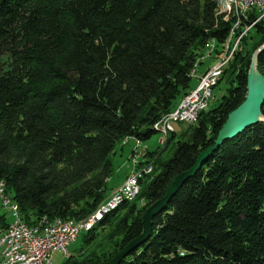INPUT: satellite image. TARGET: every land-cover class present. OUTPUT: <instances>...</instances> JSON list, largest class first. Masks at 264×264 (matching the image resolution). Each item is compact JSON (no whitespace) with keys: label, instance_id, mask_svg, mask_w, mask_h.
I'll return each instance as SVG.
<instances>
[{"label":"trees","instance_id":"obj_1","mask_svg":"<svg viewBox=\"0 0 264 264\" xmlns=\"http://www.w3.org/2000/svg\"><path fill=\"white\" fill-rule=\"evenodd\" d=\"M237 18L219 0H0V181L23 222L83 220L94 211L108 195L115 143L158 132L157 121L195 86L206 42L212 60L226 52L241 29L231 34ZM262 41L260 18L230 47L215 105L174 123L164 140L176 138L174 148L143 190L90 228L119 215L112 230L63 264L107 260L140 232L144 207L213 143L243 100L250 51ZM255 65L264 75V48ZM259 110L264 118V98ZM9 224L0 212V231ZM117 264H264V119L203 157L151 217L148 237Z\"/></svg>","mask_w":264,"mask_h":264},{"label":"built area","instance_id":"obj_2","mask_svg":"<svg viewBox=\"0 0 264 264\" xmlns=\"http://www.w3.org/2000/svg\"><path fill=\"white\" fill-rule=\"evenodd\" d=\"M243 5V15H248L249 11H254L256 15L248 19L247 23H239L234 20L232 25L235 28L241 26L238 38L247 30V24L257 16H264V0H240ZM238 40V39H237ZM236 44V40L232 45ZM213 43L210 46L212 47ZM209 49L207 50L208 53ZM230 55V48L223 53V57L217 60L216 67H206L202 72L196 74L195 68L192 75L197 78V82L188 93L184 94L178 104L168 113H165L158 121L160 137L158 141L165 139L168 131V123L194 122L199 110L206 108L207 101L212 93V85L217 75L220 73L224 57ZM137 144L139 143L136 141ZM146 169L151 165L147 164ZM143 167L127 173L119 185L110 191L109 195L100 204V209L111 199L117 196H127V201L137 189L138 179L145 173ZM9 204L13 212V219L10 221V229L0 237V264H50V256L54 251L67 252L68 244L76 237L79 231L83 230L88 218L83 220H58V217L47 218L45 215L37 218L33 223L26 224L15 212L13 200L3 190V182H0V205ZM95 214L92 216L94 217ZM48 221V229L44 232H35L36 223Z\"/></svg>","mask_w":264,"mask_h":264},{"label":"rangeland","instance_id":"obj_3","mask_svg":"<svg viewBox=\"0 0 264 264\" xmlns=\"http://www.w3.org/2000/svg\"><path fill=\"white\" fill-rule=\"evenodd\" d=\"M219 2H220L221 9L228 8L229 2L227 0H219ZM235 38H233L231 43L229 44V46H227L228 48L231 47V45L235 41ZM237 41L238 40H236L235 45H232V48H234L237 45ZM206 43L207 44L204 45L201 53L195 59V72H196V74L200 73V71H201L200 65L201 64H203L204 67L208 64L211 65L212 63L213 64L211 66L217 65V60H220L223 57L224 51L219 55L218 58L215 59L216 61L212 60L209 57L210 51L212 49V47L210 49V46L212 44V40L207 41ZM208 49H209V51L207 53ZM253 49L250 51V54L253 51ZM227 58H228V56L224 57V59H225L224 63L226 62ZM199 61H201V64L199 63ZM220 73H221V71H220ZM219 74L217 75L215 82L213 83L214 87L212 88L211 96L209 97V99L207 101L206 108L214 106L217 99L220 97V94L222 92V89H223V86H224L226 79L223 78L220 81H218L217 78H218ZM260 74L263 77L262 80L264 81V75L262 73H260ZM195 79H193V82L197 81V78H195ZM216 82H217V84H216ZM254 83H255V81H254ZM254 85H256V84H254ZM172 127H173L172 130H173L175 128L174 123L172 124ZM177 127H179V125ZM158 137H160V134L158 132H153L152 134H150V136L148 138L140 141L138 144L134 139H128L127 141H125V143H123V142H116L115 143V146H114L115 152L111 156V160H112V164H113L112 165L113 171L107 177V180H106V192L108 195L110 193L109 191L111 188H114V186H117V184L121 183V181H122V179L126 173L134 170L135 168L140 169L143 167L144 169H146L145 168L146 165L150 164L151 165L150 170H146V172L143 173V175L144 174H147V175L144 176L142 178L141 182L139 183V187L142 188V190H143L146 183L149 181L150 177L152 175H154L156 170L158 169V167H160V162H162L164 159H166L171 154V152L174 148V141L176 140V138L171 139L164 146V140L165 139L163 141L159 142ZM146 149L147 150L150 149V151H152V149H153L154 153L148 154ZM146 159H149L150 161L145 162ZM104 200L105 199H103L101 202H103ZM135 200H136L137 204L140 203V201H141V203L143 202V198H137ZM101 202L95 207L94 211L89 213L87 216H89L92 213H96L97 212L96 209L99 207ZM149 204L144 207L143 212L146 210V208L149 206ZM0 212L4 213L5 220H7L8 222H10L14 217L13 212L11 210H8L4 207H1V205H0ZM107 212H109V209L103 210L101 212V215L97 218H94L92 220V222L90 223V225L86 229H90L92 226H96V224H94V222L97 221L98 219H100L102 217V215H104ZM122 213H123V210H121L120 214H122ZM87 216H85V217H87ZM85 217H83V218H85ZM119 217L120 216L117 215L116 218H114L110 222V224L108 226H106L105 228L90 229L84 236H83L84 230L79 231L78 234L76 235V237L68 244L66 254H64L60 251H54L51 254L50 264H63L62 262L65 260V257L69 254H73L72 255L73 257H70V260L74 259V257H80V255L85 250H89L91 248V246L93 245L94 242L99 241L101 239V237H103L104 235H107L110 232V230H112V226L114 225L115 222L117 223ZM88 234L93 238L92 240L90 238L87 239ZM83 238H85V239H83Z\"/></svg>","mask_w":264,"mask_h":264},{"label":"water","instance_id":"obj_4","mask_svg":"<svg viewBox=\"0 0 264 264\" xmlns=\"http://www.w3.org/2000/svg\"><path fill=\"white\" fill-rule=\"evenodd\" d=\"M263 48L264 41L260 42L251 52L246 71L244 98L235 108L227 113L223 123L217 130L213 143L205 147L196 155L195 160L190 167L175 174L167 184L163 194L159 198L150 202L149 206L141 215L140 232L135 237L127 241L119 250L113 253L110 258L96 264H117L118 261L129 250L145 240L150 234L151 217L163 207L168 197L174 192V190L180 185V183L196 170L202 158L205 157L212 149H214L222 139L235 135L245 126L251 124L254 121L264 119L259 110L260 103L264 98V88L261 87L262 89L259 90L258 88L255 90L254 85L255 75L258 74L261 76L256 68L255 59L257 53Z\"/></svg>","mask_w":264,"mask_h":264},{"label":"bare ground","instance_id":"obj_5","mask_svg":"<svg viewBox=\"0 0 264 264\" xmlns=\"http://www.w3.org/2000/svg\"><path fill=\"white\" fill-rule=\"evenodd\" d=\"M228 2H229V5L230 6H232L233 7V9H234V11H235V13L238 15V20H239V23L242 21L241 19H247L248 17L246 16V15H243V5H242V3L240 2V0H227ZM264 19V16H257L256 18H254L253 19V21H250L249 23H250V25H249V23H248V25L249 26H247V29L256 21V20H258V19ZM241 20V21H240ZM246 22V21H245ZM247 23V22H246ZM235 26L233 25V28H232V30H230L231 31V34H233L234 32H235ZM235 35V34H234ZM238 37V36H237ZM237 37H236V39H237ZM232 46V45H231ZM230 54H231V48H230ZM227 56H230V55H226V57ZM225 60V59H224ZM223 64H224V62H223ZM211 67H216V65H213V66H211ZM263 79V77L262 76H260V75H258V74H256L255 75V78H254V80H255V83L254 84H256L255 85V90L256 89H258L259 88V90L260 89H262V88H264V81L262 80ZM262 87V88H261ZM172 124L173 123H168V131H171V129L173 128L172 127ZM155 129L158 131V133L160 134V130H158V126L157 125H155ZM146 170H150V169H146ZM146 170H145V172H146ZM146 175V174H145ZM140 179V178H139ZM139 179H138V184H137V189H136V191H135V193H133L132 194V196H131V198H130V200H132L134 197H135V195L136 194H139L138 193V190H139ZM1 182V181H0ZM123 201H127V196H117V197H114L113 199H111V200H109L101 209L100 208H98V210H97V212L96 213H94L95 214V216L94 217H90V218H88L87 220H86V222H85V224H83V230H85L89 225H90V223L92 222V220L94 219V218H97V217H99L100 215H101V212L103 211V210H105V209H110L111 210V208L113 209L114 207H116L119 203H121V202H123ZM13 204H14V202H13ZM1 207H4V208H6V209H8V210H11V208H10V205L9 204H2L1 205ZM14 207H15V212L17 213V215H19V217H20V213L18 212V210H17V207L14 205ZM118 207V206H117ZM116 209V208H115ZM58 220H69V219H61V218H58ZM82 220V219H81ZM10 229V224L8 225V227L7 228H5V229H3V230H1L0 231V237H2V236H4V232H7L8 230ZM44 229H48V221H41L40 223H36V225H35V232H44Z\"/></svg>","mask_w":264,"mask_h":264},{"label":"crops","instance_id":"obj_6","mask_svg":"<svg viewBox=\"0 0 264 264\" xmlns=\"http://www.w3.org/2000/svg\"><path fill=\"white\" fill-rule=\"evenodd\" d=\"M215 61H216V60H215ZM215 61H214V62H215ZM212 64H213V63H212ZM212 64H211V65H212ZM211 65L208 64V65H206V66L204 67L203 64H201V65H200V69H201L200 72H202L207 66L210 67ZM125 141H127V140H125ZM124 143H125V142H124ZM149 150H150V149H149ZM126 174H127V173H126ZM124 176H125V175H124ZM117 185H119V184H117ZM115 187H116V186H114V188H115ZM114 188H111L110 191H111L112 189H114ZM110 191H109V192H110ZM109 192H108V193H109Z\"/></svg>","mask_w":264,"mask_h":264}]
</instances>
